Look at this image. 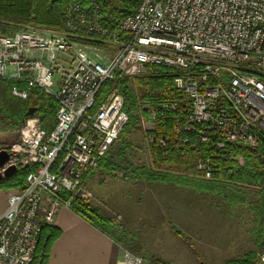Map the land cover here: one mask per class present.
<instances>
[{
  "label": "built area",
  "instance_id": "2783aa9c",
  "mask_svg": "<svg viewBox=\"0 0 264 264\" xmlns=\"http://www.w3.org/2000/svg\"><path fill=\"white\" fill-rule=\"evenodd\" d=\"M66 27L57 32L23 26L0 34V77L26 83L14 86L12 95L25 100L36 87L58 103L51 130L37 115L23 120L20 150L0 167H32L0 214V264H28L42 226L53 224L60 207L92 197L84 174L98 167L130 120L118 87L97 101L106 80L141 76L148 64L168 67L190 99L173 132L185 155L206 144L224 159L229 144L264 140V0H140L119 25L123 37L103 24L97 5L73 1ZM93 35L113 48L109 57L73 39ZM160 108L175 110L177 104ZM155 116L151 112L148 121ZM148 140L165 147L169 136L156 140L149 134ZM216 167L211 157L195 162L206 179ZM121 264L145 263L126 250Z\"/></svg>",
  "mask_w": 264,
  "mask_h": 264
},
{
  "label": "trees",
  "instance_id": "16d2710c",
  "mask_svg": "<svg viewBox=\"0 0 264 264\" xmlns=\"http://www.w3.org/2000/svg\"><path fill=\"white\" fill-rule=\"evenodd\" d=\"M73 1L79 2L84 7L97 5L103 24L119 37L124 36V33L119 30L122 19L133 13L140 2V0H0V34H12L23 26H36L44 30L65 32L68 29L66 27L68 8ZM73 39L100 48L109 46L97 35L89 38L74 37ZM147 69V73L134 77L133 82L128 77L106 80L101 86L97 101L103 99L111 88L117 86L120 89L125 100V110L130 115V120L122 132L129 126L133 127L140 123L136 114H141L143 119L145 118L144 120H148L150 113L155 112L154 127L149 130V134L154 135L156 140L163 136H169L165 147L159 146L156 142L151 143V153L157 164L167 162L176 170L185 169L187 172H195V162L198 159L211 157L217 167L214 169V176L211 179L193 178L182 172L174 173L170 170L156 171L145 166L132 171L131 177L137 180L175 183L196 191L217 192L229 203L246 205L255 217L253 228L255 243L259 247L264 246V140L256 146L242 143L229 144L224 159L211 154L213 148L206 144H202L197 149L188 148V153L185 155L182 147L177 144L173 132L176 124L187 113L190 99L175 85L174 74L168 67L148 64ZM14 86L25 88L26 83L0 77V114L2 113L14 120L15 123H19L28 116L30 107H36L33 115L39 117L44 128L51 130L55 125L57 101L36 87L30 89V95L25 100L14 97L11 93ZM144 102L149 103L150 107L143 109L142 103ZM162 103H175L177 108L175 110L161 109ZM98 167L108 168V170L116 169L107 160V154L98 158ZM31 169V166H20L12 176L0 180V189L23 188ZM95 170H86L84 178ZM243 185L252 186L255 189L254 194L242 191L239 187ZM62 194L64 198L70 196L65 191ZM70 207L116 243L128 242L129 233L116 227L110 218L90 202L75 198ZM176 233L198 256L194 245L189 243L187 237L180 231H176ZM61 234V229L54 224H44L38 237L33 259L28 264H48L52 246ZM257 258L254 252H248L244 258L230 259L227 264H257L254 262ZM260 262L264 264L263 260Z\"/></svg>",
  "mask_w": 264,
  "mask_h": 264
},
{
  "label": "rangeland",
  "instance_id": "374dc122",
  "mask_svg": "<svg viewBox=\"0 0 264 264\" xmlns=\"http://www.w3.org/2000/svg\"><path fill=\"white\" fill-rule=\"evenodd\" d=\"M100 50L107 58L113 48L107 46ZM128 78L133 82V77ZM136 116L140 123L122 132L107 153V160L116 169L97 167L84 178L92 193L85 202L98 207L116 227L130 235L128 242L118 243L121 263L127 250L141 256L145 264H227L230 259L244 258L248 252H254L258 257L254 262L261 264L264 246L259 247L255 243V217L246 205L229 203L217 192L196 191L175 183L131 177L132 171L145 166L151 170H170L205 179L196 171H179L167 162L157 164L148 140L154 123L143 120L141 114ZM23 120L15 123L0 114V150L19 152V127ZM239 188L254 194L252 186ZM19 189L7 190L10 195ZM176 231L187 237L198 256Z\"/></svg>",
  "mask_w": 264,
  "mask_h": 264
},
{
  "label": "crops",
  "instance_id": "0c3cea01",
  "mask_svg": "<svg viewBox=\"0 0 264 264\" xmlns=\"http://www.w3.org/2000/svg\"><path fill=\"white\" fill-rule=\"evenodd\" d=\"M9 190L0 189V214L7 206ZM53 224L62 231L54 242L48 264H121L120 245L63 205Z\"/></svg>",
  "mask_w": 264,
  "mask_h": 264
},
{
  "label": "water",
  "instance_id": "95a60500",
  "mask_svg": "<svg viewBox=\"0 0 264 264\" xmlns=\"http://www.w3.org/2000/svg\"><path fill=\"white\" fill-rule=\"evenodd\" d=\"M36 111V107H30L28 110V115H33ZM13 152H8L5 149L0 150V167H2L6 162H8L12 156ZM17 171V166L15 164L10 165L3 172L0 173V180L12 176ZM202 264H205L202 262Z\"/></svg>",
  "mask_w": 264,
  "mask_h": 264
}]
</instances>
